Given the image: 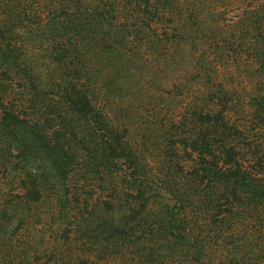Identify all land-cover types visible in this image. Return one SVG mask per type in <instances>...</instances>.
Instances as JSON below:
<instances>
[{
  "label": "trees",
  "instance_id": "16d2710c",
  "mask_svg": "<svg viewBox=\"0 0 264 264\" xmlns=\"http://www.w3.org/2000/svg\"><path fill=\"white\" fill-rule=\"evenodd\" d=\"M252 128L264 0H0V160L22 169L25 209L44 190L59 205L52 264H264V163L241 159ZM166 144L170 172L151 164Z\"/></svg>",
  "mask_w": 264,
  "mask_h": 264
},
{
  "label": "rangeland",
  "instance_id": "374dc122",
  "mask_svg": "<svg viewBox=\"0 0 264 264\" xmlns=\"http://www.w3.org/2000/svg\"><path fill=\"white\" fill-rule=\"evenodd\" d=\"M134 83L135 82L133 80L120 81L119 84H116L112 87V90L120 96H127L130 94L128 92L134 88ZM244 84L245 82H243L241 86ZM180 110L170 112V115H172V117L175 119H180ZM140 116L148 120L153 119L151 118L153 114L151 115L148 112H142ZM232 123H234L236 125L235 127L237 128H246V126L241 121ZM175 128H178L179 131L194 132L192 124L177 125ZM165 129H168V127ZM243 144L246 145V150L245 157L242 154L241 159L245 161V166L255 167L259 162L264 163L263 130H254V128L249 130L243 138ZM167 146V144L161 147L155 146L150 153L153 158L151 163L152 167L158 170H164V172L169 171L171 166L169 163V158L167 157V152L165 151ZM236 147L238 149L243 148L242 145H236ZM11 160L10 162L0 160V201L1 199H9V196H13V199H9L4 205L5 207L2 208L1 214L10 217V221L13 220L11 217L12 215L15 217L17 215V217L14 220L13 229L9 227L8 220L5 223V226H7L8 230L7 235L5 234L6 232L4 227L0 228V262L2 259H9L12 261L11 264H19L22 259L27 257L28 264H52L54 261L53 250L57 245L55 240L58 238L55 230L59 226L58 224L61 223L55 222L54 218L57 219L59 217L60 207L57 205L55 198H52L51 191L44 190V198L41 201V204H31L33 206H30L29 209H25L24 202L18 198V190H20V188L18 187L19 185L17 184L16 179V177L20 176L23 171L19 165L11 163ZM50 172H52V170H50ZM12 179L14 182H12ZM20 216H24L26 219L23 218L20 221ZM8 217H6V219ZM38 234L44 236L43 238L45 239L49 238L51 241L50 244L43 248L38 247ZM37 252L40 253V255ZM39 256H41L40 258L42 260L38 262L37 259ZM62 258L64 259L63 251L56 254L55 260L62 262Z\"/></svg>",
  "mask_w": 264,
  "mask_h": 264
}]
</instances>
